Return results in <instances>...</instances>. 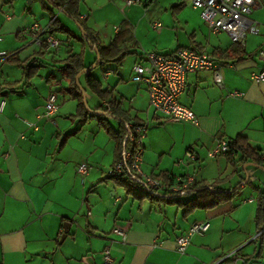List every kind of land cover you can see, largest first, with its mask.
Instances as JSON below:
<instances>
[{
	"label": "crops",
	"instance_id": "0c3cea01",
	"mask_svg": "<svg viewBox=\"0 0 264 264\" xmlns=\"http://www.w3.org/2000/svg\"><path fill=\"white\" fill-rule=\"evenodd\" d=\"M7 3L11 2L0 0V54H6V58L0 57V64L16 59L25 69L29 65L38 68L28 80L19 65V78L0 77V264H102L105 247H109L114 264H264V244L257 247L255 222L257 193L264 190V169L252 164L242 169L238 153L232 160L223 154L208 155L218 139L230 141L237 135L264 153V80L250 78L264 68V59L258 54L264 51V0H255L249 15L258 22L259 32L247 33L239 50V43L226 33L211 32L188 0L167 4L143 0L139 6L126 3L130 9L115 27L114 35L123 22L132 30L131 80L133 65L144 62L146 51L171 54L187 47L211 54L221 65V88L214 84L211 70L186 76L180 102L193 112L197 125L166 121L149 106L145 86L133 80V85H127L116 66L114 74L112 70L104 72L106 84L97 78L128 117L126 126L155 125L143 141L142 169L146 174L163 173L172 179L189 174L196 181L219 179L222 190L240 187L229 201L186 215L163 193L158 198L139 197L128 192L127 184L106 176L108 168L123 157L125 146H119L96 117L81 122L72 116L78 99L65 91L68 80L62 60L68 52H75L40 49L30 41L24 46L22 30L28 20L5 10ZM135 9L143 10L137 21L131 15ZM154 23L160 25L154 28ZM91 29L100 46L114 37L101 44L98 33ZM226 50L235 54L234 58L226 56ZM240 52L245 55L240 57ZM124 58L111 62L120 65ZM83 65L91 66L84 61ZM112 75L114 80L109 82ZM233 90L241 96H230ZM51 93L56 95V112L38 118ZM66 102L73 105L72 110H65ZM107 103L100 101L90 109L99 105L105 109ZM106 118L114 130L121 128L118 119ZM162 123L173 124L171 132L158 130ZM188 148L194 150V160L184 156ZM80 163L90 166L82 177L77 173ZM193 196L187 190L181 199ZM202 221H208V230L191 235L185 250L179 251L176 238ZM65 223L70 227L61 240ZM115 228L125 232L124 238Z\"/></svg>",
	"mask_w": 264,
	"mask_h": 264
},
{
	"label": "built area",
	"instance_id": "2783aa9c",
	"mask_svg": "<svg viewBox=\"0 0 264 264\" xmlns=\"http://www.w3.org/2000/svg\"><path fill=\"white\" fill-rule=\"evenodd\" d=\"M49 1L56 2V0ZM141 1L126 0V3L134 4ZM188 1L194 9L199 11L201 19L208 25L211 32H224L233 42L244 45L247 33L257 34L259 32L258 22L249 17L255 6V0ZM62 9L63 6L59 8V11ZM6 17L9 18L10 15L6 14ZM159 25L160 23H154L153 27L157 28ZM22 34L28 36L31 43L45 50L57 52L60 48V40L49 32V24L41 27L38 22H33L22 30ZM258 54L264 59V51L261 50ZM0 57L6 58V54L1 53ZM143 61L133 65L132 80L145 86L149 106L166 121L197 125L193 112L180 102V97L186 87L188 73L211 70L214 84L220 88L223 87L221 65L205 51L187 47H180L171 54L146 51ZM250 78L257 82L264 80V68L252 73ZM229 95L237 97L241 96V92L233 90ZM2 105L3 101L0 102V111ZM56 110V95L51 93L46 99L43 113L39 114L38 118H48ZM25 122L28 127L36 128L34 123ZM145 132L146 125L143 123H137L132 127V131L128 135V147L124 150L123 157L108 168L106 176L127 184L132 191L148 197H157L163 193L168 201H173L178 195L186 193L195 179L192 175L187 174L173 179L168 184L153 175L146 174L142 169V140ZM230 152L229 141L218 139L209 150L208 155L215 157ZM184 156L189 160L196 158L192 148H188ZM231 156L235 158L236 153L231 152ZM260 158L264 159V153L260 155ZM89 169L90 166L87 163H80L77 166V173L82 177L87 174ZM208 228V221L196 222L191 225L185 234L176 238L178 250H185L191 235H202ZM114 232L122 238L125 236L122 229L115 228ZM101 256L102 264H114L109 247L102 250Z\"/></svg>",
	"mask_w": 264,
	"mask_h": 264
},
{
	"label": "trees",
	"instance_id": "16d2710c",
	"mask_svg": "<svg viewBox=\"0 0 264 264\" xmlns=\"http://www.w3.org/2000/svg\"><path fill=\"white\" fill-rule=\"evenodd\" d=\"M9 2H11V0H9ZM79 2L80 0H56V2H53V4L58 8L63 6L62 12L75 24L82 28L80 37L82 41L86 42L92 47H97V53L100 56V62L96 66L101 65L103 62H119L127 54L134 52L133 50H131L135 44L132 30L125 22L121 24L118 31L115 33L114 37L107 45L100 46L97 43V36L95 32L87 26L86 18L81 17V14L79 13ZM49 32L52 34H54L55 32H61L67 34L68 36H72L71 31L64 25H62L57 17H53L50 20ZM59 40L60 43L63 42L61 39ZM237 47V50L242 49L241 44H237ZM227 52L228 51L226 50V56H229L230 59L234 58L235 54L231 56L230 53ZM239 55L240 57H242L245 54L242 55V52H240ZM12 61L15 63L18 62L16 59H12ZM62 62L64 63V65L62 66L63 74L68 80V86L65 88V91L69 92L70 95L78 99L76 112L72 116L81 118V122H84L88 117H96L100 121L107 134L112 139H115L118 142L119 146L123 145V147L125 146L126 149L128 147V135L132 131V127L126 126L128 117H126L124 112L121 111L119 103L111 99L112 92L102 88L100 80L92 76V69L88 73L81 75L84 77L86 86L100 99V101L108 100L107 108L103 109V107L99 105L98 107H96V109L106 111L109 115H111V117L118 119L121 125V128L119 130H114L107 122L106 117H99L90 114L82 101V93L77 88L75 83L76 74L85 68L82 61V53L68 52ZM17 64L25 69V66L22 65V63L18 62ZM37 68L38 66L33 67L32 65H29L24 71V76L26 78L25 80L31 78V76L36 73ZM229 147L231 149V152H234L236 154L238 153L240 155L238 161L242 164L252 163L256 166L264 167V159L260 158V155L262 153L250 147L245 137L237 135L235 138L229 141ZM231 152L225 154L230 160H232ZM153 176L157 179L163 180L168 184L173 180L171 177H168L163 173ZM220 181L221 180L219 179H215L214 181L209 183L204 180H194L190 188L188 189V191L190 190L191 193H194V196L192 198L182 200L181 196L183 194H181L178 195L173 201L169 202L180 207L184 215L189 214L197 209L213 208L220 203L229 201L239 192L240 189V187H236L233 190H222L218 188V184ZM126 188L128 192L134 193L139 197H148L146 195L132 191L128 186ZM255 222L257 232H259L257 237L258 239H262L264 238V230H262L264 229V190H259L257 193Z\"/></svg>",
	"mask_w": 264,
	"mask_h": 264
},
{
	"label": "rangeland",
	"instance_id": "374dc122",
	"mask_svg": "<svg viewBox=\"0 0 264 264\" xmlns=\"http://www.w3.org/2000/svg\"><path fill=\"white\" fill-rule=\"evenodd\" d=\"M143 1V0H142ZM171 0H158L160 4H167ZM8 5L5 6V10H7L10 14H22L28 20L27 26H29L33 22H38L41 27H44L50 23V20L56 16L62 25H64L67 29H69L72 33V36H68L67 34L61 32H55L54 35L59 39H63V42L60 51L64 53L66 48L73 49L75 53H82V60L84 61L85 65L90 66L94 63L96 59V53L89 48V46L85 45L84 41L80 39V35L77 32V27L73 23V21L68 18L63 12L59 11V8L56 7L52 2L49 0H11V3H7ZM136 5H142L140 2H136ZM79 13L85 15L87 18L86 24L87 26L95 29V31L99 35V39L101 44L108 42L109 38L114 35L115 27H118L120 23L125 19L126 12L129 11V7L126 5V0H80L79 2ZM144 10V8H143ZM140 10H134L131 15H133V20L137 21L143 14ZM24 41L23 45L26 46L27 43L30 41L28 36L22 38ZM66 40V41H65ZM69 45L67 46V44ZM40 48V47H39ZM41 49V48H40ZM46 52V51H45ZM134 56L127 55L123 62L117 64V62H103L101 65L96 66L92 69L91 74L95 78H99L104 84H106V80H104V72L111 71V74H114L113 67L119 68V72L123 77V80L127 82V85H133L134 82L130 79V70L133 64ZM18 63V62H17ZM12 61H4L0 64V77L3 78L9 77L12 80L15 78L20 77L21 69L18 64ZM42 70V69H41ZM47 70V69H45ZM46 71H43L42 74H46ZM112 75L109 78V82L113 81ZM118 77V75L116 76ZM81 84L85 88L86 91V102L87 106L91 108L95 104L100 103V99L86 86L84 77L82 76ZM44 83V82H43ZM61 99V97H59ZM59 99V102H61ZM63 105V104H61ZM65 110H69L73 108V105L70 102H66ZM144 124L146 122H143ZM173 124L169 123H162L157 128L163 132H171V127ZM155 127L154 124H150V127ZM147 128L145 136L142 142L145 140L146 135L148 134V130L151 128ZM161 133V132H160ZM144 144V143H143ZM189 195H185L187 197ZM264 230V229H262ZM257 244L259 245L264 244V238L258 239ZM232 251L231 253H234Z\"/></svg>",
	"mask_w": 264,
	"mask_h": 264
},
{
	"label": "water",
	"instance_id": "95a60500",
	"mask_svg": "<svg viewBox=\"0 0 264 264\" xmlns=\"http://www.w3.org/2000/svg\"><path fill=\"white\" fill-rule=\"evenodd\" d=\"M78 26V25H77ZM79 29H80V32L82 33V28L80 26H78ZM95 53H96V60L94 61V63L88 67V68H85V69H82L81 71H79L77 74H76V77H75V83H76V86L77 88L81 91L82 93V101L86 107V109L89 111L90 114L92 115H96V116H100V117H107V116H110L106 111H103V110H100V109H90L88 106H87V102H86V91L84 89V87L80 84V81H79V78L82 74H86L88 73L91 69H93L99 62H100V56L98 55L97 51V47L94 46L92 48ZM247 164H252V163H246V164H243L242 165V169H245L246 165ZM252 165H255V164H252ZM256 166V165H255ZM261 169H264V167H261V166H257ZM246 181H248V174H246V177H245ZM187 192V191H186ZM70 227V224L69 223H65L64 225V233L62 234V237H61V240L64 239L67 231H68V228Z\"/></svg>",
	"mask_w": 264,
	"mask_h": 264
}]
</instances>
